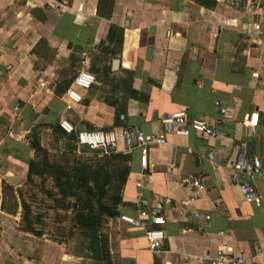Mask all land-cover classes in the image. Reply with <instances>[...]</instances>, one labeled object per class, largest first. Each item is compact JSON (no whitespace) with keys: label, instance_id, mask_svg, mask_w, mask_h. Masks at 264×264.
Listing matches in <instances>:
<instances>
[{"label":"crops","instance_id":"crops-1","mask_svg":"<svg viewBox=\"0 0 264 264\" xmlns=\"http://www.w3.org/2000/svg\"><path fill=\"white\" fill-rule=\"evenodd\" d=\"M79 71L91 72L94 83L80 90V103L65 109L64 92ZM177 111L209 122L222 136L165 134L148 148L147 176L137 151L125 154L128 171L104 246L67 251V241L17 229L18 213L1 209L25 181L37 125L58 129L62 116L76 127L133 125L148 135L161 131L162 115ZM253 112L257 123L251 130L242 121ZM64 141L63 147L71 143ZM239 150L264 164V5L0 0V264H208L221 243L241 250L245 264H264V255L252 250V243L264 248V184L233 173ZM207 152L219 162L207 160ZM183 175L198 177L204 186L191 208L209 214L199 222L207 236L177 212L181 199L193 194L180 185ZM236 180L255 188L257 205L243 200ZM138 198L163 211L165 238L158 251L147 249L141 227L118 219L136 215ZM217 231L225 235L218 238Z\"/></svg>","mask_w":264,"mask_h":264},{"label":"rangeland","instance_id":"rangeland-1","mask_svg":"<svg viewBox=\"0 0 264 264\" xmlns=\"http://www.w3.org/2000/svg\"><path fill=\"white\" fill-rule=\"evenodd\" d=\"M31 135L39 148L32 149L29 179L11 192L1 209L10 215L18 213L16 221L8 217L17 223V229L67 241V251L87 253L104 246L106 229L117 213L126 162L116 159L95 173L90 168L82 186L75 180L77 169L95 167L102 156L84 152L82 147L65 150V141L51 127L37 125Z\"/></svg>","mask_w":264,"mask_h":264},{"label":"built area","instance_id":"built-area-1","mask_svg":"<svg viewBox=\"0 0 264 264\" xmlns=\"http://www.w3.org/2000/svg\"><path fill=\"white\" fill-rule=\"evenodd\" d=\"M256 6L264 5V0H248ZM253 29H258L257 24L252 25ZM121 35V40H122ZM95 77L91 72L79 71L73 77L70 85L64 92L65 102L64 108L71 109L74 105L80 103V90L88 89L94 83ZM213 105L220 115H224L226 110L219 102L213 100ZM17 109V105L13 106ZM161 131L156 134H144L138 127L133 125L122 126L116 129H88L83 126H74L64 117L57 120V128L64 136H72L73 140L67 142L74 143L76 147H86L85 150L94 151L97 155L109 154H128L137 151V161L143 176H147L145 168L147 165L148 148L151 144H158L164 141V135L187 136L190 131H194L201 137H220L222 132L212 126L207 121L198 118H189L184 111H177L170 114H164L160 117ZM257 123V113L250 114L249 119H244L242 125L254 129ZM120 143L121 148L118 144ZM190 152V149H187ZM207 160L218 163L212 152L205 155ZM233 173L242 174L248 178H255L264 184V164L257 156H248L244 151L239 150L236 158L231 165ZM181 186L192 188L193 194L184 197L179 202L177 212L190 222L198 223L196 229L203 235H208L201 228L199 222H207L209 214L202 213L192 209V202L196 198V192L204 189L200 179L193 175H183L179 179ZM239 192L246 202L258 204L260 197L255 188L246 182L236 180ZM140 185V181L136 182V186ZM192 209V210H191ZM189 210V211H188ZM118 219L128 225L141 227L143 229L144 239L147 249L155 252L162 248V241L165 233L162 226L165 223L163 211L158 203L149 202L145 198H138L136 203V215L119 214ZM215 235L220 238L225 235L224 231H217ZM254 255H264V248H260L257 244L252 243ZM25 264H30L29 262ZM208 264H245L241 250L234 249L230 244L221 243L216 247L213 254L208 259Z\"/></svg>","mask_w":264,"mask_h":264},{"label":"trees","instance_id":"trees-1","mask_svg":"<svg viewBox=\"0 0 264 264\" xmlns=\"http://www.w3.org/2000/svg\"><path fill=\"white\" fill-rule=\"evenodd\" d=\"M55 133H57L60 137L63 138V140H68V141H71L73 140L72 136H64L58 129L54 128L53 129ZM29 145L31 147V149H33L34 151H36L38 148H39V143H38V140L36 139V137L34 135H31L30 136V141H29ZM65 150H68L66 149L65 147H63ZM84 152H91L93 153L94 155H97L94 151H89V150H82ZM120 153H117V154H109V155H102V157H100V160L96 163V166L95 167H88L87 168H81L80 170L77 169V178L75 179L79 185H82L84 186L85 185V182L88 180V175L87 173L90 172V168H91V173H95L96 171H99V170H102V169H105L106 167H109L111 164H114L116 159L119 160V162H126L128 161L129 157L128 155H119ZM32 168V161L30 160L29 161V164H28V169H27V174H26V180L28 181L29 179V176H30V169ZM87 170H89V172H87ZM127 166L124 167L123 171H122V174H123V177L122 179L120 180V183L123 185L124 181H125V177L127 175ZM99 196H102V192L100 193Z\"/></svg>","mask_w":264,"mask_h":264},{"label":"bare ground","instance_id":"bare-ground-1","mask_svg":"<svg viewBox=\"0 0 264 264\" xmlns=\"http://www.w3.org/2000/svg\"><path fill=\"white\" fill-rule=\"evenodd\" d=\"M66 149L68 150H72V151H75L76 150V145L74 143H68L66 146H65Z\"/></svg>","mask_w":264,"mask_h":264},{"label":"water","instance_id":"water-1","mask_svg":"<svg viewBox=\"0 0 264 264\" xmlns=\"http://www.w3.org/2000/svg\"><path fill=\"white\" fill-rule=\"evenodd\" d=\"M116 62H114V64H115ZM56 127H57V125H56ZM83 149H86V147H83Z\"/></svg>","mask_w":264,"mask_h":264}]
</instances>
